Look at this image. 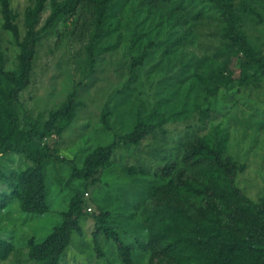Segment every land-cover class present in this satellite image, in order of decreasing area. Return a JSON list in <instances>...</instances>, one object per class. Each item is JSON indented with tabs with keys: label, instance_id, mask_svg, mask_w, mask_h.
Instances as JSON below:
<instances>
[{
	"label": "rangeland",
	"instance_id": "374dc122",
	"mask_svg": "<svg viewBox=\"0 0 264 264\" xmlns=\"http://www.w3.org/2000/svg\"><path fill=\"white\" fill-rule=\"evenodd\" d=\"M36 1L9 0L20 39L27 31V8ZM52 1L37 25L41 39L30 83L12 98L10 77L20 70L21 47L5 26L0 0L2 125L13 101L21 141L33 129L37 146L80 166L115 134L132 132L141 118L154 129L139 145L119 146L93 177L69 181V164L46 160L44 213L25 211L8 184L9 175L33 161L14 150L0 153V192L9 194L0 207V264H40L30 256V241L43 240L62 222L77 190L83 192L86 215L61 264H125L118 245L104 235L98 252L93 231L102 211L130 245L131 264H260L248 254L228 255L229 241L213 227L217 218L242 238V227L256 222L253 214L236 207L219 179L215 216L205 169L185 166L183 156L188 140L205 137L231 158L243 194L254 201L264 194V71L245 54L247 49L264 58V0H249L250 11L242 0H232L245 48L228 35L229 20L210 0H110L101 21L98 4L86 1L48 26ZM148 46L132 74L133 57ZM71 94L73 121L61 132L46 129L51 112ZM162 207L169 209L167 216H158Z\"/></svg>",
	"mask_w": 264,
	"mask_h": 264
},
{
	"label": "trees",
	"instance_id": "16d2710c",
	"mask_svg": "<svg viewBox=\"0 0 264 264\" xmlns=\"http://www.w3.org/2000/svg\"><path fill=\"white\" fill-rule=\"evenodd\" d=\"M3 13L5 17V26L15 35L21 47L20 70L18 74H12L10 77L12 87V98H18L19 93L30 83V73L33 67V61L37 50V44L41 39V30L37 27L42 11L45 8L47 0H37L35 5L28 7L27 31L23 39H20L19 29L14 23V14L9 0H1ZM93 2L98 4V18L101 21L110 0H53L51 13L47 18L46 25H53L63 14L73 12L81 3ZM218 6L225 17L229 20L228 35L235 41L242 44L245 48V36L241 30L240 15L234 10L232 0H210ZM244 9L250 11L249 0H242ZM149 46L142 53L133 57L131 61V72L135 74L138 66L144 61L149 52ZM246 59L264 71V58L251 55L245 50ZM92 60L95 56L92 54ZM75 104L73 95H69L65 103L58 109L51 112L49 118L45 121V128L48 130H57L59 132L73 121ZM60 118H64L65 123H58ZM103 120L108 123L107 116ZM154 125L146 118H141L136 124L134 130L128 133H117L112 142L108 145H101L88 153L80 166L73 159L66 158L47 147L36 145L37 131L31 129L27 137L21 141L20 117L13 104L10 101L6 119L2 125L0 120V153L14 150L23 153L33 161V164L26 169L12 173L8 176V184L12 193L21 199L22 207L25 211L31 213H44L48 210V198L46 188V160H60L69 164L72 168L69 181L76 177H93L97 168L108 162L115 151L121 145L134 144L139 145L142 140L150 134ZM184 164L188 167H202L207 175L205 180L206 188L210 192L209 196L211 211L218 216V197L215 195L216 182L219 179L224 183L230 196L236 203V207L241 211H249L255 217L256 222L245 224L242 227L243 237L239 238L236 231L227 223L214 219L213 227L217 234L224 236L230 243L228 255L244 253L255 258L260 264H264V194L258 201L247 197L236 186V166L231 158L225 157L219 145L212 143L205 137L196 136L188 140L184 147ZM184 167L178 173V178H183ZM210 182V183H209ZM187 185V184H186ZM186 187V186H185ZM189 187V186H187ZM9 194L0 192V207L8 200ZM158 216L164 217L169 214L167 207L159 208ZM86 215L83 192L77 190L70 201L68 210L63 212V220L56 225L53 230L41 241H30V256L40 262V264H61L62 257L71 244L72 235L75 230H81V222ZM94 238L98 244V252L102 254L99 245L101 235L112 239L118 245L119 256L125 264L132 263V250L124 240L119 230L109 221L108 211H102L96 215ZM222 255L221 251L216 252Z\"/></svg>",
	"mask_w": 264,
	"mask_h": 264
},
{
	"label": "built area",
	"instance_id": "2783aa9c",
	"mask_svg": "<svg viewBox=\"0 0 264 264\" xmlns=\"http://www.w3.org/2000/svg\"><path fill=\"white\" fill-rule=\"evenodd\" d=\"M90 209H91V207H90Z\"/></svg>",
	"mask_w": 264,
	"mask_h": 264
}]
</instances>
